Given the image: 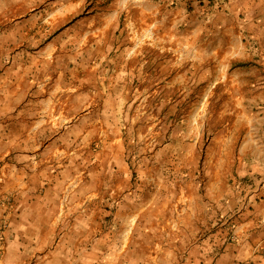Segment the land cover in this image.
<instances>
[{
  "label": "crops",
  "instance_id": "crops-1",
  "mask_svg": "<svg viewBox=\"0 0 264 264\" xmlns=\"http://www.w3.org/2000/svg\"><path fill=\"white\" fill-rule=\"evenodd\" d=\"M0 264H264V0H0Z\"/></svg>",
  "mask_w": 264,
  "mask_h": 264
},
{
  "label": "rangeland",
  "instance_id": "rangeland-1",
  "mask_svg": "<svg viewBox=\"0 0 264 264\" xmlns=\"http://www.w3.org/2000/svg\"><path fill=\"white\" fill-rule=\"evenodd\" d=\"M163 110H164V108H163ZM168 140V138H164V137H162V144L163 143H165V141H167ZM126 144H129L132 148H136V149H138V147H141V146H144V147H146L147 146V144L149 145V148L150 149H146L147 151H151L152 150V148H154V146H156V145H158L159 144V142H157L156 140H153L152 138L150 139H148L147 140V138H145V137H139V136H137V135H134L133 133H132V135H128L127 137H126ZM142 152L143 151H141V152H134V153H132V154H130V156H131V158L133 159V162H134V164H135V166L131 169V171H132V177H133V179L134 178H137L138 179V177L140 176V174L141 173H144L143 171H142V169L140 168V165L138 164V159L143 155L142 154ZM164 156H165V154L164 153H162V161L164 160ZM149 158V157H148ZM150 171H152L153 173H155L156 172V170H150ZM132 179V180H133ZM132 184H133V186H134V182H132ZM202 186V185H201ZM150 187V186H149ZM151 187H152V185H151Z\"/></svg>",
  "mask_w": 264,
  "mask_h": 264
}]
</instances>
